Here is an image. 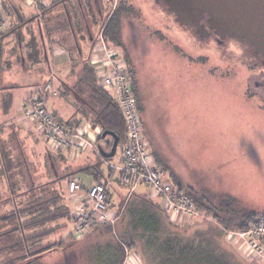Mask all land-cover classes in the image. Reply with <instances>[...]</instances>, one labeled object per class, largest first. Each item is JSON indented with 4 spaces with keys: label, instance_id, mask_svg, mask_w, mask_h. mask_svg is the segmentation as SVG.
<instances>
[{
    "label": "rangeland",
    "instance_id": "rangeland-1",
    "mask_svg": "<svg viewBox=\"0 0 264 264\" xmlns=\"http://www.w3.org/2000/svg\"><path fill=\"white\" fill-rule=\"evenodd\" d=\"M9 1L17 10L18 18L21 17L26 24H30L22 29L26 43L36 33L37 21L28 22L29 19L35 15L40 16L39 12L50 8L54 2L40 0V4H37L36 0ZM120 2L125 3L128 12L121 19V45L117 49L122 55L126 54L133 69L144 129L152 152L171 170L183 188H191L198 195H229L237 198L243 207L264 214V102L258 89L251 84L253 70L248 62L232 52L226 54L213 40L200 39L193 30L181 27L161 0H111L109 4L103 5V17L108 18ZM28 7H36V14L26 13ZM7 12L13 19L15 14L9 6ZM92 22L95 37L100 27ZM48 24L53 25L52 22ZM13 44L15 42L13 43L11 36L3 42L4 57L8 61L2 63V81L17 88L13 92L12 113L7 118L0 117V124L4 128L15 126L23 142L27 161L32 162L40 172L45 166L44 144L35 131L23 125L21 113H16V110L22 102L20 99L32 97L47 82L52 84L53 78L42 81L44 76L40 74L41 82L31 86L30 82L38 74H35V69L22 74L16 56L13 54L10 57L11 52L15 53L11 49ZM83 45V52L87 56L88 42L85 40ZM234 45L232 42L227 44L228 47ZM45 49L47 52L46 43ZM24 50L27 51L26 48ZM73 68L74 75L63 81L70 88L81 69L78 66ZM59 77L56 74L51 87H58ZM52 93L47 96V109L51 113L56 112L61 119L72 116L76 99L69 93L63 96L61 91L59 96ZM7 133L6 130L1 134L2 137L5 138ZM120 149L119 146L116 156L109 161L117 162ZM95 158L88 154L80 156L78 160L88 163L95 161ZM79 161L72 164L81 166L78 165ZM66 165L67 163L59 161L56 166L58 172H62ZM99 168L104 175H108L104 164L99 165ZM74 177L88 186L92 174L80 171ZM59 186L69 206L67 179ZM117 188V182H112V190ZM7 192L6 179L0 176V197ZM125 193L123 189L120 190V196H125ZM136 194H144V189L137 188ZM112 196L115 207L119 199L114 192ZM5 210L9 212V206ZM123 220L126 221L123 218L114 227L104 226L81 240L72 239L69 235L70 227L66 225L60 231L42 237L38 243L42 245L41 250L48 248L49 242L55 245L50 252L46 250L36 254L37 260L31 264H101L99 251L119 242L121 237L118 226ZM65 222L62 219L58 223ZM208 223L210 221L199 215L194 220L179 225L175 232L179 235H191L196 230L204 232L206 227L213 226ZM186 224H191V227L184 226ZM13 225L15 221H6V227L10 226V230ZM31 233H34V229L28 230L27 234ZM212 238L218 240L217 236ZM19 239L18 234H12L5 238L4 243L10 246L19 242ZM221 242L233 264H257L240 253L239 255L234 245L231 244L237 252L225 243L226 239H221ZM18 250V247L7 248L3 253L4 257L18 260L14 256ZM123 250L122 264H154L150 250L145 251L141 242L136 241V246L132 248L124 246Z\"/></svg>",
    "mask_w": 264,
    "mask_h": 264
},
{
    "label": "trees",
    "instance_id": "trees-1",
    "mask_svg": "<svg viewBox=\"0 0 264 264\" xmlns=\"http://www.w3.org/2000/svg\"><path fill=\"white\" fill-rule=\"evenodd\" d=\"M66 1L57 0L50 8L39 12L40 16H34V20L38 21L37 30H35L36 33L26 43H24L25 39L22 29L30 24H26L27 22L23 21L21 17L20 19L18 18V12L9 0L2 1L5 14L10 20V28L7 30L9 32L7 35L3 33L4 36L13 37V43L18 33L20 36L17 48H11L16 54L11 52L10 55V57L13 54L16 56L19 67L22 68L23 66L27 69H32L33 66L44 60L46 57L44 50L46 52V49L45 37L44 35L42 36L43 26H45L47 31L54 28L48 24L52 17L46 14L54 7ZM36 2L40 4V0H36ZM73 5L68 9V14L64 13L61 15L60 12L55 22V25L58 24L60 29L62 25L68 27V34L58 33L56 35L57 32H61L57 30H50L47 33L48 37L53 38L54 41L58 39L60 44L71 52V55L75 53L74 47L80 50L81 39H85L92 46L95 38L93 35L87 36L83 33L77 36L76 41L72 38L73 36L70 39L65 38V35L68 36L69 32L71 33L76 27L80 31L83 30L84 21L79 14L77 15L76 11L75 13L72 11L74 9ZM7 6L14 11L15 16L13 19L10 18L7 12ZM127 12L128 9L125 8V3L120 2L108 18L104 16L103 19L99 20V17H92L87 18V22L93 24L92 21H94L99 27L103 26L107 44L118 48L121 45V19ZM61 36L63 37L62 39H60ZM69 40L72 41L74 47L72 44L66 43ZM25 48L26 52H24ZM4 55L3 51L0 59L1 73L2 65L8 61H6ZM123 56L131 73L134 94L142 116V106L137 94L133 69L129 65L126 54H123ZM79 61L73 63V67H81L80 71L76 74V81L71 88L67 86V91L63 94L69 93L76 99L74 102L75 111L67 119H61L54 114L53 117L67 127L77 126L84 121H88L92 126L101 127L103 132H113L118 137L119 147L124 142L126 132L121 114L112 97L96 85L93 70L88 59L81 58ZM74 72L73 68L72 75H74ZM12 104L13 92L9 89L6 92H0V117L7 118L10 116ZM6 130L8 133L3 138L1 134ZM97 145H100L103 150L109 151L112 146V139L106 138L102 140L100 135L97 139ZM0 147V176L6 179V183L9 181L11 190L17 198L16 204L8 202L6 207L9 206L10 213H15L14 220L18 219L21 227L17 234L20 238L19 242L21 241L22 245L20 248L18 246L20 250L14 253V256L19 257L18 260L23 262L24 254L27 253L25 245H28V250L32 251V254L35 255L46 250L50 252L52 246L55 245L52 244L53 242H49L50 246L48 245V248L44 250L40 249L42 245L38 243L41 242L42 237L52 235L54 232L60 231L64 226L68 225L70 207L59 189L60 183L64 179L68 180L80 171H87L92 174L96 182H102L105 179V175L99 168L101 161L98 158H95V161L88 162L84 166H74L72 162H68L64 154L53 153L46 148H44L45 152L43 154L45 166L40 172L37 171L36 166H33L32 162L27 161L23 152V142L13 125L0 130ZM153 154L157 164L168 173L175 188L186 193L191 198L195 210L201 213L208 222L210 221L208 224H212L213 226H205L206 231L196 230L191 235L176 234L175 231L179 226L169 222L158 204L146 195L136 194L135 192L126 203L123 215L119 221L121 222L123 218L126 220L125 222L123 220V223L118 226L121 237L118 239L119 242H116L115 245H107L99 251L100 259H102L101 264H122L124 258L123 247L132 248L136 246V241L141 242L145 251L150 250L151 259L154 264H233L231 259L228 258L229 254L225 252L221 242V239H225V232L243 231L247 229L253 218L264 216V214L243 207L237 198L229 195H210L207 193L198 195V192L191 188H183L175 175L159 160L154 151ZM59 161L67 163L62 172H58L56 167ZM29 179L35 183V189L33 190H30ZM62 219L66 222L59 224L58 222ZM184 226L191 227V224ZM33 229L34 233L27 234L28 230ZM212 236H217L218 240L215 241ZM225 243L237 252L231 244ZM237 253L239 254V252Z\"/></svg>",
    "mask_w": 264,
    "mask_h": 264
},
{
    "label": "built area",
    "instance_id": "built-area-1",
    "mask_svg": "<svg viewBox=\"0 0 264 264\" xmlns=\"http://www.w3.org/2000/svg\"><path fill=\"white\" fill-rule=\"evenodd\" d=\"M9 28L10 20L0 0V33ZM88 61L96 85L112 97L125 125V139L116 163L99 154L97 139L103 132L101 127L92 126L88 121L67 127L53 117L46 107L47 96L52 93L51 82L44 84L40 91L19 105L23 125L39 135L47 150L64 154L70 162L92 154L108 169V175L102 182L94 181L88 186L74 176L67 180L71 238L81 240L100 227H114L120 221L126 203L140 186L175 225L202 215L195 210L191 198L175 188L168 173L157 164L145 134L128 64L116 47L107 44L103 26L90 47ZM114 181L118 191L123 189L126 192L125 196H120L117 190H113L119 199L115 207L110 192ZM225 237L243 257L264 264V216L253 218L243 231H226Z\"/></svg>",
    "mask_w": 264,
    "mask_h": 264
},
{
    "label": "water",
    "instance_id": "water-1",
    "mask_svg": "<svg viewBox=\"0 0 264 264\" xmlns=\"http://www.w3.org/2000/svg\"><path fill=\"white\" fill-rule=\"evenodd\" d=\"M174 20L183 28L219 39H229L247 46L255 55L264 57V0H161ZM44 54H46L44 50ZM112 139L109 151L98 145L104 159L115 156L118 137L109 131L101 139Z\"/></svg>",
    "mask_w": 264,
    "mask_h": 264
},
{
    "label": "flooded vegetation",
    "instance_id": "flooded-vegetation-1",
    "mask_svg": "<svg viewBox=\"0 0 264 264\" xmlns=\"http://www.w3.org/2000/svg\"><path fill=\"white\" fill-rule=\"evenodd\" d=\"M111 0H67L66 2L62 3L60 6V8L58 9V15L61 12V15H63L64 13L68 14V9L71 8V6H74V9L72 10L74 13L76 11L77 15L79 14L80 17H82L84 23H83V30L80 31V29L78 27L75 28V30H72L70 33V36H73L72 38L76 41L77 40V36H79L80 34H84L87 36L93 35V24H91L90 22H87V18H92V17H99V20L103 19V15H102V9H103V5L104 3L109 4ZM157 2V0H156ZM60 9L62 11H60ZM73 15V14H72ZM98 25V24H96ZM9 31L5 32V35L8 34ZM198 37L200 39H207V40H213L214 43L217 44L218 47H220L226 54H229V52H232V54H234L235 56H237L238 58L242 59L243 61H247L249 64V67L251 68V70H253L252 74H251V84L254 85V87H256V89H258V94L261 98V100L264 102V57L261 58V56L255 55L251 52V50L245 46V45H241L235 41H230L229 39H225V40H221L219 39L216 35H214L212 32H208L207 36L205 35H200L197 34ZM4 34L0 33V59L1 56L3 54V42L4 40L7 39V37H5ZM10 37V36H8ZM19 40H20V36L19 33L17 34V36L15 37V44H13V48H17V46L19 45ZM234 43V47H228L227 44L229 43ZM237 45V48H236ZM251 85V86H253ZM11 90L12 92H14L15 87L13 85H11L10 83H3L2 81V73L0 71V92H6ZM4 128V125L0 124V130H2ZM0 151H1V147H0ZM29 187L30 190L35 189V183L33 180L29 179ZM7 194L0 197V257H3L2 259H0V264H31L32 261L37 260L35 254H32L33 252L28 250L29 246L25 245V249L27 250V253L24 254V259L23 262L19 261V260H14V259H8L6 260V258L4 257V254L7 248H15L18 246H21V241L18 242H14L12 245H6L4 243V240L7 236L9 235H17V233H19L20 230V222L17 219L16 221L14 220V216L15 213H10V212H6V205L8 202H13L14 204H16V200L17 198L15 197V193L12 192L11 190V184L9 183V181H7ZM15 221V225L12 226V229L10 230V226L6 227V221ZM24 232V230H23ZM25 233V232H24ZM19 258V257H18ZM15 262H12V261Z\"/></svg>",
    "mask_w": 264,
    "mask_h": 264
},
{
    "label": "crops",
    "instance_id": "crops-1",
    "mask_svg": "<svg viewBox=\"0 0 264 264\" xmlns=\"http://www.w3.org/2000/svg\"><path fill=\"white\" fill-rule=\"evenodd\" d=\"M42 1H44V2H50V1L51 2H55L57 0H41V2ZM36 6H37V4H36ZM59 8H60V6L54 7L51 11H49V13L46 14V15H50L52 17L50 19V22H52V24L54 23V26L52 25L51 27H54L55 29L52 28L50 30H52V31L53 30H55V31L56 30L57 31H61V32H57L56 35L58 33H62V34L63 33H67V31H68V27H65V26L62 25V26H60L61 27V29H60L59 26H58V24L55 25V22L57 21V18L56 17L58 16V9ZM28 9H26V11H25L26 13L27 12H29V13L32 12L33 14H36V13H34V12H36V7H28ZM60 11H62V10L60 9ZM32 20H34V18L29 19L28 22H32ZM34 21H36V20H34ZM37 25H38V21L35 22L36 30H37ZM43 31H44V33L42 32L43 33L42 36L44 35L45 40H46L45 43H46V46L48 48L47 49V52L45 54L46 57L44 58V60L42 62L36 64L34 66L35 68L33 67L32 69H27V68H25V67L22 66L21 72H22V74H24V73H27V72L32 71L33 69H35L34 72H35V74H38V75H36V78L33 81L30 82L31 86H33V85L35 86V84H38V83L41 82V80H39L41 78L40 77V74H42V77L44 76L42 78V81L45 80L46 78H50V77L53 78V79H55L56 78V74L57 75L59 74L60 77H59V79H57L59 85H58L57 88H54V86L52 87L53 88V93L52 94H56V96H59L60 95V91H61V92H63L61 96H63V94L67 91V85L63 81L65 80V78H70V76L72 75L73 63H75V61L80 62L79 60L81 58L88 59L91 45L88 44L89 51H88V55L86 56L84 54V52H83V49H85L84 48V45H83V42H85V39H81V41H80V50H77L76 47H74V45L72 44V41H70V40L69 41H66L67 44H70V45L72 44V46L75 49V53L73 55H71V52H69V50L67 48H65V46H63L62 44H60V42L57 43V40L54 41L53 38H49L48 37V34L47 33L49 31H47V29H45V26H43ZM65 36H66L65 38L70 39V37H71L70 36V32H69V35L68 36L67 35H65ZM62 38L63 37L61 36L60 39H62ZM53 79H52V85H53ZM15 83L18 84V85H20V86L23 85L22 83L19 84L18 82H15ZM34 90H36V89H34ZM23 100L24 99H20V101H23ZM17 112L20 113L19 112V107H17L16 113ZM52 114H54V115L57 116L56 112H53ZM77 161H79V160H77ZM78 163H79L78 165H81V166H84V165L88 164L87 161H85V160H82V161L80 160ZM94 181L95 180L93 179V177H91V181H90V183L88 185H90ZM140 187L144 189V194L143 195H146L145 188L142 187V186H140ZM110 192L112 194V192H113L112 188L110 189ZM118 193L120 194V191H118ZM117 204H119V201H118ZM100 228H102V227H100ZM100 228L92 231L90 234H93L94 232H96Z\"/></svg>",
    "mask_w": 264,
    "mask_h": 264
}]
</instances>
